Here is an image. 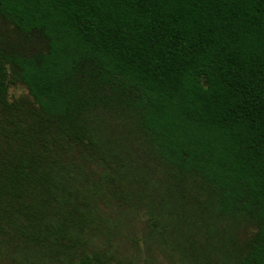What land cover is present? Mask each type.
<instances>
[{
  "label": "trees",
  "instance_id": "16d2710c",
  "mask_svg": "<svg viewBox=\"0 0 264 264\" xmlns=\"http://www.w3.org/2000/svg\"><path fill=\"white\" fill-rule=\"evenodd\" d=\"M151 243L264 264V0H0V264Z\"/></svg>",
  "mask_w": 264,
  "mask_h": 264
},
{
  "label": "rangeland",
  "instance_id": "374dc122",
  "mask_svg": "<svg viewBox=\"0 0 264 264\" xmlns=\"http://www.w3.org/2000/svg\"><path fill=\"white\" fill-rule=\"evenodd\" d=\"M5 27L6 26H4V28ZM25 92L26 90L22 86L11 90V94H15L16 96H19L23 93L25 94ZM125 234L127 235V241L124 243V247H130V243L138 242L141 249L146 251L145 242H148L149 238H151V231L144 216L133 219L132 221L130 220ZM150 251L151 255L157 260L158 264H167L166 262H164V258L161 256L160 251L154 246L153 243H151Z\"/></svg>",
  "mask_w": 264,
  "mask_h": 264
}]
</instances>
